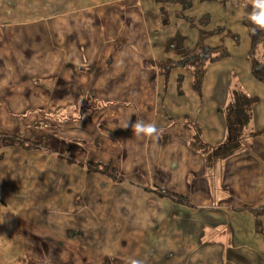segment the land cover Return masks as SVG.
<instances>
[{"label":"crops","instance_id":"1","mask_svg":"<svg viewBox=\"0 0 264 264\" xmlns=\"http://www.w3.org/2000/svg\"><path fill=\"white\" fill-rule=\"evenodd\" d=\"M50 6L72 7L57 16L60 33L50 29ZM159 8L156 0H0V136L32 141L38 132L44 142L0 148V197L15 207L16 239L0 240L9 264H264V235L238 210L264 203V134L206 157L187 126L205 143H223L233 90L259 94L230 56L209 66L200 96L181 93L177 77L175 89L166 86L157 64H146L166 59L164 42L154 52V34L164 35ZM231 72L235 82L223 81ZM66 105L73 128H59L69 143L50 153L58 128L28 120ZM260 116L256 104L245 136L261 128ZM136 121L157 131L137 134ZM93 180L105 191L99 199L84 188ZM73 215L81 219L69 223ZM210 230L221 234L205 239Z\"/></svg>","mask_w":264,"mask_h":264},{"label":"rangeland","instance_id":"2","mask_svg":"<svg viewBox=\"0 0 264 264\" xmlns=\"http://www.w3.org/2000/svg\"><path fill=\"white\" fill-rule=\"evenodd\" d=\"M183 3H184V0H176V1H173L172 3L166 2V3L158 4V7L160 6V8L164 7L166 9L165 10L166 13L165 12L163 13L162 10L160 11V8H159V13L158 14L155 13L156 17L159 18L158 21H156V23H159V25L162 26V30H164V35L160 38L159 35L157 36L154 34V39L156 42V46H155L156 48L154 49L155 50L154 52L157 55L159 51H162V49H159V43L164 42V51H166L164 55V57L166 58L165 60L171 59L179 63V65L172 67L169 73L163 72L162 80L164 81L165 85L169 86L172 83V86L175 89V82H176V77H177V85L179 87L178 89L182 91L181 93L184 92V93H188L194 96L201 95L204 82H202V85L200 86L201 92L198 93L199 91H197L192 86V76L189 70L185 67V65L182 64L184 62V59H182L181 56L178 55L177 53L171 52L173 49H170V51H168L166 49V45L168 41H170L171 38L173 37L177 39V41L182 40L181 44H183L185 47L194 48V46L196 45L199 39V36H198L199 29L208 31V30L220 27L222 29L221 30L216 29L217 32L209 36L205 42L211 46H216L221 43H224V45L228 47L227 49H228L229 54L223 57V59L230 56V59L226 61H228V63L236 64L238 67V75L242 78L243 82L247 84L250 90H253L259 94V95L250 94L244 89H242L241 87H236V89L233 90V92L236 90H238V92H244L245 94L249 96H255V97L258 96L257 97L258 100L255 103H252L251 105L250 116H253V112H254V108L256 104L260 105V109H264V84L259 83L252 77V74L250 71L251 66L247 58L248 49H249L248 48L249 47L248 33H247V28L243 24V19L247 16V6L252 5V0H190L191 6L185 9L182 6ZM70 8L72 7H66V8L55 7L54 8L50 6V9H49L50 14L51 16H55V22H53L55 25L52 24V26L50 27L51 30L59 31L60 33L62 32V29L66 28V25H63L62 23H58V22L56 24V21H57V16L59 12L68 10ZM203 16H206L207 18L205 22H202L200 20V18ZM190 18L192 20H189ZM161 23L166 24V25H162ZM202 24L204 26H201ZM150 26H152V24H150ZM228 31H231L238 35L237 42H235V40H233L230 36L227 35ZM156 58L159 59V57H156ZM108 60L110 63L111 59H108ZM220 61H217L215 63H218ZM215 63H212V64H215ZM212 64L208 65L207 72H210L212 70V69L210 70V67H209ZM207 72L205 74V77L207 75ZM178 73L180 74L178 75ZM205 77L203 81L205 80ZM222 80L225 82L227 81L235 82L236 75L235 73H232V72L229 75L224 74L222 75ZM75 83H77V81ZM209 83L210 82L208 80L207 84ZM233 92H232V96H233ZM226 108L228 109V106ZM75 109H77V104H76ZM246 110L248 111L247 108ZM41 111L37 110L35 113L39 115V114H42ZM44 112L45 110L43 111V113ZM59 112H62L63 114H58ZM59 112L54 113V114H48V115H40V116H35L36 115L35 114L32 119L28 120L29 125L35 128L36 130L40 128H46V127L55 128V129L58 128L57 129L58 134H56L57 140L54 141L53 138H51L50 140L52 141V145L50 143V147L53 148L50 153H52L54 149L58 150L59 148L61 149L64 148V144L61 143V139H64L65 144L69 143L68 136L60 134L64 132L63 128L65 127V129L67 130L73 128L72 124L64 123V121H68V119L73 117L72 115H74V112L72 111V109L70 110L68 105H66L64 106V108L61 107ZM250 118L248 121H250ZM257 123L259 124V127L263 128L264 126L263 116L262 117L260 116L257 119ZM248 124L249 122L246 124L244 128L245 132L249 130L247 128ZM24 127L25 125L23 126V128ZM59 127H63V128H59ZM22 134L20 135L23 136ZM39 135L40 134L36 132L37 137H33L32 141L31 139L26 140V143H28L27 145L28 147L24 149L35 148L36 150V149H39L40 145L43 146L42 144L44 142L41 139L39 140L38 138L40 137ZM19 139H21V137H19ZM22 141H25V140L22 139ZM55 144H57L58 146L55 147ZM45 149H47V146H44L43 150ZM3 157H4V153L2 152L0 153V161L3 159ZM108 169L106 171H108ZM215 187L218 188L217 191L219 192V195L221 197L228 196L227 190H225L218 184H216ZM84 188L89 189L88 194H94V197L96 199L100 198L99 195H102L100 194L101 192L102 193L105 192L104 190H101V186L99 187L96 186L95 180H93V183L91 185H88V184L84 185ZM110 190H115V189H110ZM165 192H168V191H165ZM78 194L79 193H77V195ZM99 202H100L101 207L104 206V204H102L101 201ZM8 204L11 205L12 207H10ZM247 206L256 208L255 206H251V205H247ZM13 209L15 210V207H13V205L10 202L8 203L4 202L2 198L0 197V227L4 224L3 222H6L8 226L6 230L0 229V240H3V237H2L3 235L8 236L9 239H16V232L13 229V226H14V210ZM12 212L13 214L12 216H10ZM76 216L77 215L66 217L67 221L71 223L73 217H76ZM10 217H12V219H10ZM262 217H261V220H262ZM78 218L81 219L79 216H77V219ZM133 234L134 233L130 232V236H132ZM220 234H221L220 232H214L213 230H210L209 232L205 234V239L214 240V239H217ZM226 250L229 251L228 248H226ZM8 251L9 249L7 248L0 249V257H4L3 260H0V264H9L8 256H9L10 251L9 253ZM4 252H7V253H4ZM130 253L132 252L130 251ZM14 257H16L18 261L19 256L17 255L12 256V260H14ZM18 264H21V262L19 261Z\"/></svg>","mask_w":264,"mask_h":264},{"label":"trees","instance_id":"3","mask_svg":"<svg viewBox=\"0 0 264 264\" xmlns=\"http://www.w3.org/2000/svg\"><path fill=\"white\" fill-rule=\"evenodd\" d=\"M176 0H156L158 4L163 2L172 3ZM183 8L191 6L190 0H184L182 4ZM247 6V5H246ZM166 13L164 7L160 8V11ZM253 6H247V16L243 19V24L247 28L248 39H249V49L247 58L251 66L252 77L259 83L264 84V28H260L255 25L250 19L249 14L252 12ZM164 17V16H163ZM202 18V19H201ZM200 20L205 22L207 20L206 16L201 17ZM189 20H192L191 18ZM162 24V23H161ZM166 25V24H162ZM201 26H204L203 24ZM216 29H222L217 27L208 31L199 29V39L194 46V48H187L181 41H177L175 38H171L166 45V49L171 52L177 53L184 59L182 63L189 70L192 76V86L199 91L200 86L202 85L203 79L207 72V67L209 64L215 63L223 59V57L229 54L227 47L224 43H221L216 46L208 45L205 41L206 39L216 33ZM227 35L230 36L235 42L238 40V35L231 31L227 32ZM157 64L159 71L170 72L172 67L179 65L174 60L167 59L162 61H147L146 64ZM180 82V81H179ZM258 97V96H257ZM255 96H249L244 92H238V90L233 92V100L226 108L225 117H226V127H227V138L223 143L216 145H210L205 143L200 136V130L197 125L194 123H187V126L193 129V140L197 145V148L200 152L206 155V157L213 154L214 156H225V154L233 152V148H243V144L246 138L254 137L260 134H264V127L258 130H252L248 132V135H244V128L249 122L250 111L252 103H255L258 98ZM248 109V111L246 110ZM242 127V128H241ZM26 141L17 140L15 138L7 137L6 135L0 136V148H3L5 145H18L23 147H28ZM248 144H245L244 148H247ZM96 167L108 169V166L97 164ZM116 182H121L120 178L114 179ZM162 196H172L176 201L182 202L184 204H189L190 202L183 197H178L172 195L170 192L159 191ZM239 211H247L254 216L255 219V231L260 234H264V225L262 223L261 217L264 215V203L259 207L253 208L250 206H243L238 209ZM77 235V232H73Z\"/></svg>","mask_w":264,"mask_h":264},{"label":"clouds","instance_id":"4","mask_svg":"<svg viewBox=\"0 0 264 264\" xmlns=\"http://www.w3.org/2000/svg\"><path fill=\"white\" fill-rule=\"evenodd\" d=\"M252 6L253 10L249 14V19L258 27L264 28V0H252ZM131 127L137 134L144 133L146 135H152L157 131L153 124H145L143 121H136ZM132 264H139V262L132 261Z\"/></svg>","mask_w":264,"mask_h":264}]
</instances>
